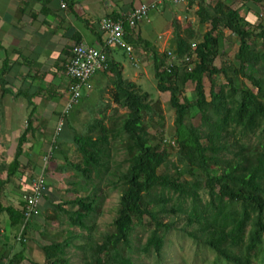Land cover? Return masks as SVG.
Here are the masks:
<instances>
[{
  "label": "trees",
  "instance_id": "1",
  "mask_svg": "<svg viewBox=\"0 0 264 264\" xmlns=\"http://www.w3.org/2000/svg\"><path fill=\"white\" fill-rule=\"evenodd\" d=\"M187 1L191 6L194 0ZM197 6V24L209 29L196 36L186 28L162 52L134 39L125 26V39L150 51L156 90L168 94L174 146L163 141V122L158 132L149 131L155 117L163 120L159 101L124 78L109 47L103 49L107 67L98 73L110 86L115 107L102 97L85 106L80 93L64 114L55 138L68 128L73 156L59 144L46 155L60 159L56 170L69 175L67 198L51 201L47 184L38 217L45 215L48 228L34 218L24 222L29 192L13 212L12 225L23 223L20 237L33 223L48 239L40 246L44 264H68L70 246L81 264H172L173 239L190 241L191 264H264V0H235V5L199 0ZM224 29L233 36L226 38ZM228 39L237 44L232 58ZM188 82L193 98L186 95ZM82 109L88 116L84 121ZM196 116L198 124L190 120ZM25 139L23 134L18 140L8 177L15 173ZM109 189L119 194L117 208L111 227L100 230L97 218ZM50 209L52 214H45ZM65 221L78 230L59 240L50 229ZM27 260L21 250L7 264Z\"/></svg>",
  "mask_w": 264,
  "mask_h": 264
},
{
  "label": "crops",
  "instance_id": "2",
  "mask_svg": "<svg viewBox=\"0 0 264 264\" xmlns=\"http://www.w3.org/2000/svg\"><path fill=\"white\" fill-rule=\"evenodd\" d=\"M198 1L189 6L187 0L177 4L170 0H0V264H7L21 250L26 255V244L18 243L23 223L12 225L13 212L21 209L22 195L29 192L31 182L43 173L39 171L42 158L54 145L59 144L63 150L71 143L68 128H63L57 143L54 138L70 95L65 65L73 45L82 42L104 48L100 19L127 15L146 4L151 6L148 15L150 12L155 15L145 24L157 31V42L149 39V29L140 27L143 22L135 28L126 26L134 39L148 41L162 52L166 47L164 40L170 44L176 33L183 36L186 28H194L191 15L198 8ZM190 19L192 22H187ZM138 46L133 45L137 53L141 52ZM93 77L92 80L100 82L95 84L90 79L93 86L102 87L105 82L100 74ZM23 134L26 139L21 145L18 166L14 175L8 177ZM58 160L61 162L55 157L50 162L56 167ZM48 190L46 194L56 202ZM46 212L52 214L51 209ZM38 218L44 219L42 215ZM32 225L25 227L29 235L35 228Z\"/></svg>",
  "mask_w": 264,
  "mask_h": 264
},
{
  "label": "rangeland",
  "instance_id": "3",
  "mask_svg": "<svg viewBox=\"0 0 264 264\" xmlns=\"http://www.w3.org/2000/svg\"><path fill=\"white\" fill-rule=\"evenodd\" d=\"M207 1V0H206ZM225 2L229 3V4H233L235 5V0H224ZM214 2H216V0H208V4L212 5ZM153 15H155V13L150 12L149 13V18L153 19ZM191 17H193L192 21H193V29L195 30V35L199 36L200 34L204 33L206 30L209 29V26L207 25H198L197 24V16L196 14H192ZM191 19L187 22H192ZM140 27H144L145 30L150 33V38L152 43L157 42V31L152 29V25H147L145 24V22L140 23L139 24ZM138 25V26H139ZM155 27V26H154ZM223 34L225 35V37H231L233 35H230L229 30L224 29L223 30ZM141 36H143V33H141ZM235 38V37H233ZM163 43L166 44V47L164 48V50H168L169 49V44L168 42H166V40L163 41ZM164 44V46H165ZM144 44L141 43V45H139L138 47L140 48L139 52V58L137 60V65L134 66L129 57L122 51V50H117L114 48H111L114 50L113 53V58L120 62V64L123 67V76L125 79L129 80V81H133L136 82V84L141 88V90L143 92H147L149 94V99L152 102L155 101H159V106L160 109L162 110V116H163V120H159L157 117H155V127L150 128L149 131L153 134L154 132H158L159 131V126L157 124H159V122H163V135H164V142L165 144H172L173 145V119H174V114L173 111L170 109V106L168 104V94L167 93H160L158 90H156V83L154 80V76H153V65H152V57L150 55V51L149 49H144L143 48ZM162 45L159 46V49H162L161 47ZM236 46L237 44L232 41L231 39H228L226 42L225 47L230 49V56L232 58L233 53L236 51ZM94 78V77H93ZM92 78V79H93ZM90 80L93 83H97L96 78L94 80ZM100 77L98 78V80L100 81ZM106 79H104L105 81ZM218 80L221 82L223 81V78H218ZM89 80L81 86L80 88V93L81 95L86 98L85 100V106H91L94 103H98V100L100 97H102V99H104V104L108 103L110 104L112 107H115V104L112 103L111 99H110V93L108 92L110 89V86H106L105 84H102V87H98L97 86H93L94 84L92 82H90ZM106 82V81H105ZM92 85H91V84ZM100 83V82H98ZM97 83V84H98ZM205 93L207 96H209V90H210V82L207 78H205ZM185 88L187 89V93L186 95L189 98H193V84L188 82L185 85ZM104 91H101L103 90ZM84 106V107H85ZM103 106V105H102ZM83 107V108H84ZM101 107V106H100ZM110 109H107L106 113H109ZM122 110H120L119 112H121ZM80 121H84L87 120L88 116L86 115V110L82 109L81 110V114L79 115ZM60 119L59 118V123H60ZM193 123L198 124L199 123V116L193 117L190 119ZM26 122H24L25 124ZM77 122V124H75L76 128H79V125ZM23 124V123H22ZM59 127V124H58ZM51 128V127H50ZM50 131H55V129H53V127L50 129ZM57 131V129H56ZM55 133V132H54ZM57 136V134H55ZM57 139L54 138V143H57L56 141ZM57 145V144H56ZM53 147V146H52ZM55 148V145H54ZM52 148V149H54ZM64 149H67L69 152H71L70 156H73L72 152L74 147L69 143V145L64 146ZM174 148V147H173ZM48 152H51V150H49ZM122 156H119V158H121ZM172 159L175 161L177 158L175 157V155L172 154ZM54 161V160H51ZM40 173H42L41 175L45 178L46 183L49 186L50 189V193L52 195V197L54 198V200H60V198H67V195H65L64 190L69 188V186L65 183V180L69 178V175L67 173H61L58 170H56L55 167V163L54 162H50V158L45 159V156L42 158V167L41 170H39ZM52 175V176H48V175ZM39 177V176H38ZM48 178V179H47ZM50 178V179H49ZM32 184V182H31ZM118 198H119V194L117 191L115 190H107L105 193V200L102 204L101 207V214L98 216L97 218V227L100 230H106L108 228L111 227V222L115 216V211L117 208V203H118ZM47 213V212H46ZM45 216V215H43ZM37 221V223L40 225L39 227L41 228H48L47 223L44 219H39L34 218L32 220ZM64 225H53L51 226L50 230H54L53 233H55L54 237L58 238L59 240H63L66 236H69L71 234H73L75 231H77L78 229H76L75 227H69L68 223L65 221V223H63ZM58 226V227H57ZM34 231H38L37 228H33ZM56 230H61L62 232L59 234H56ZM27 231V229H26ZM31 232L30 235L29 233H26L24 238H23V234L21 235V239L18 241V243H22L23 241L26 240V242H24L26 244V249H25V253H26V257L28 258L27 261H25L26 264H29V260H32L34 262H38L40 264H44L45 259L43 256V252L40 249V246L42 245H46L49 243L48 239H45L39 232ZM55 238V239H56ZM25 239V240H23ZM179 243L182 244L183 249L181 250L179 248ZM173 249H172V264H191L193 259V253L195 248L191 247V243L189 240H184V241H179L177 239H173V245H172ZM19 248V246H18ZM68 257H69V262L68 264H81L79 257L75 255V249L73 246H70L68 248ZM180 255V257L178 256ZM211 257V256H209ZM212 258V257H211ZM2 262V261H1ZM8 262V261H7ZM200 264V263H197Z\"/></svg>",
  "mask_w": 264,
  "mask_h": 264
},
{
  "label": "built area",
  "instance_id": "4",
  "mask_svg": "<svg viewBox=\"0 0 264 264\" xmlns=\"http://www.w3.org/2000/svg\"><path fill=\"white\" fill-rule=\"evenodd\" d=\"M170 1L177 4L182 0ZM62 7H65L63 3ZM150 7L149 5L143 4L133 9L127 15L115 18L110 16L101 18L98 24L99 30L105 36L103 47L122 50L129 57L131 63L136 66L139 53L136 52L133 45L126 41L125 26L135 28L140 22H148ZM104 48L97 49L82 42L73 45L71 56L65 65V75L69 79L70 84V95L62 113L59 126L62 125L64 114L70 111L72 104L78 102L82 84H85L96 73L106 69L107 56L103 50ZM193 57L195 58V55ZM186 60L189 61V58L186 57ZM49 157L50 155H45V159ZM30 187L29 193L24 196L25 203L22 206L25 223L39 216L41 197L48 189L46 180L42 175L34 180Z\"/></svg>",
  "mask_w": 264,
  "mask_h": 264
}]
</instances>
